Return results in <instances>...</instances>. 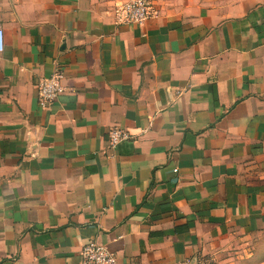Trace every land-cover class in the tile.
<instances>
[{"label": "crops", "instance_id": "obj_1", "mask_svg": "<svg viewBox=\"0 0 264 264\" xmlns=\"http://www.w3.org/2000/svg\"><path fill=\"white\" fill-rule=\"evenodd\" d=\"M123 1L0 0V264H264V0Z\"/></svg>", "mask_w": 264, "mask_h": 264}, {"label": "built area", "instance_id": "obj_2", "mask_svg": "<svg viewBox=\"0 0 264 264\" xmlns=\"http://www.w3.org/2000/svg\"><path fill=\"white\" fill-rule=\"evenodd\" d=\"M155 11L151 0H124L116 5L114 14L118 23L141 25L149 20L155 14ZM3 47V29L0 27V52H2ZM62 78V74L55 71L51 76L38 81L36 92L40 107H47L64 91L61 84ZM129 138L128 131L118 126L111 127L107 132L109 147H114L119 142ZM79 255L81 264H117L114 254L107 247L95 241L84 243L80 247ZM182 264H191V262Z\"/></svg>", "mask_w": 264, "mask_h": 264}, {"label": "rangeland", "instance_id": "obj_3", "mask_svg": "<svg viewBox=\"0 0 264 264\" xmlns=\"http://www.w3.org/2000/svg\"><path fill=\"white\" fill-rule=\"evenodd\" d=\"M177 0H151V3H152V6L154 7H157V5H163V3H174L176 2ZM188 1H192V2H196V1H199L201 3H217V1H232V0H188ZM156 10V9H155Z\"/></svg>", "mask_w": 264, "mask_h": 264}, {"label": "water", "instance_id": "obj_4", "mask_svg": "<svg viewBox=\"0 0 264 264\" xmlns=\"http://www.w3.org/2000/svg\"><path fill=\"white\" fill-rule=\"evenodd\" d=\"M191 264H195V259L191 262Z\"/></svg>", "mask_w": 264, "mask_h": 264}]
</instances>
